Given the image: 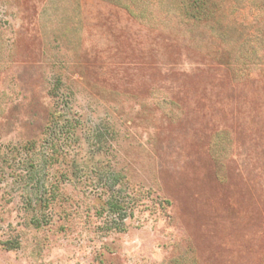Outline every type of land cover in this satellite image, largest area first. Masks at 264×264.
Segmentation results:
<instances>
[{"label": "rangeland", "instance_id": "374dc122", "mask_svg": "<svg viewBox=\"0 0 264 264\" xmlns=\"http://www.w3.org/2000/svg\"><path fill=\"white\" fill-rule=\"evenodd\" d=\"M0 264H264V0H0Z\"/></svg>", "mask_w": 264, "mask_h": 264}, {"label": "trees", "instance_id": "16d2710c", "mask_svg": "<svg viewBox=\"0 0 264 264\" xmlns=\"http://www.w3.org/2000/svg\"><path fill=\"white\" fill-rule=\"evenodd\" d=\"M50 200L48 199L46 202V204H50V202H49ZM108 206H109V208H108V210H109V212H111V213H114V214H117V213H120L122 210H123V208H121L120 206V203L119 202H117V201H115V202H110L109 204H108ZM104 211V210H103ZM122 219V218H121Z\"/></svg>", "mask_w": 264, "mask_h": 264}]
</instances>
